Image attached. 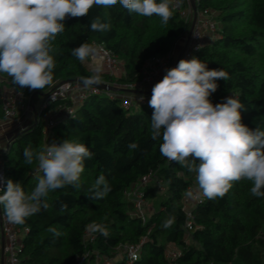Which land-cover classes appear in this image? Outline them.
I'll return each instance as SVG.
<instances>
[{
	"label": "trees",
	"instance_id": "obj_1",
	"mask_svg": "<svg viewBox=\"0 0 264 264\" xmlns=\"http://www.w3.org/2000/svg\"><path fill=\"white\" fill-rule=\"evenodd\" d=\"M181 2L183 7L188 6L187 0ZM196 6L198 12L212 11L218 29L195 56L207 63L209 70L223 69L229 76L228 81H216L217 91L209 99L215 105L233 94L244 106L240 110L241 122L253 130L264 129V0H197ZM172 10L173 16L166 25L158 16L132 14L119 4L107 10L94 6L84 17L66 18L65 31L52 42L53 84L43 90H21L11 77L0 74V119L4 117L5 88H14L23 95V102L37 105L36 101L44 100L57 83L92 76L85 62L71 55L72 49L85 42L103 45L123 64L118 76L102 73L100 81L111 85L138 82L147 61L172 52L190 31L192 20ZM97 16L112 25L111 31L90 30V22ZM175 61L173 56L172 62ZM124 95L144 96L147 101L125 107ZM151 95L102 89L76 104L70 99H59L43 108L42 101L34 122L12 134L10 144L0 149L6 183L8 179L20 181L26 192H31L38 182L36 165L23 162L26 146L38 148L69 138L84 143L94 153L93 159L84 162L79 191L67 186L50 192L47 210L28 218L25 225H18L22 230L19 264H76L85 252L90 253L89 263L97 257H108L114 260L113 264H127L119 246L141 241L140 257L132 264H264V197L251 195L250 181L233 182L222 198L204 197L201 202L192 203L193 229L188 232L184 199L186 191L196 186L195 173L160 154L162 139L153 140L150 132ZM53 107L61 115H54V124L47 129L49 115L44 118V113ZM68 107L74 108L73 114L66 115ZM133 142L138 148L128 147ZM148 173L153 179L143 187L147 201L144 219L124 191ZM101 174L111 191L97 201L88 195V189ZM62 204L68 206L63 212ZM170 216L175 221L165 229L162 225ZM92 222L107 224L109 236L93 233L94 240L86 242V226ZM49 227H55L61 235L54 236ZM169 245L179 252L173 260L167 256Z\"/></svg>",
	"mask_w": 264,
	"mask_h": 264
},
{
	"label": "clouds",
	"instance_id": "obj_2",
	"mask_svg": "<svg viewBox=\"0 0 264 264\" xmlns=\"http://www.w3.org/2000/svg\"><path fill=\"white\" fill-rule=\"evenodd\" d=\"M117 4L132 14L158 16L165 25L173 16L172 0H0V74L11 77L21 90L50 87L55 68L52 42L65 31L66 18L84 17L94 6L107 10ZM89 28L103 33L111 31L112 25L97 16ZM95 51L85 42L72 49L71 55L83 63ZM101 71L100 66L93 68V75L84 78L83 84H98ZM220 79L228 81V73L223 69L209 70L207 63L196 56L181 59L175 67L166 69L148 101L153 109L151 138L162 139L159 151L163 157L195 173L196 186L186 191V199L222 198L233 182L241 180L252 183V196L264 197V129L253 130L241 122L240 110L244 106L233 94L224 102H211L209 97L217 91L216 81ZM128 147L136 149L138 145L133 142ZM23 157L25 165H36L38 182L31 192L25 191L22 182L12 179L7 180L6 190L0 189V208L13 225H25L28 218L47 210L50 192L67 186L79 191L84 162L93 159L94 153L84 143L67 138L38 148L26 146ZM110 191L109 182L101 174L88 195L98 201ZM67 207L62 204L60 211ZM174 221L170 216L162 227L167 229ZM86 228L105 238L110 234L105 223L92 222ZM48 231L61 235L55 227Z\"/></svg>",
	"mask_w": 264,
	"mask_h": 264
},
{
	"label": "built area",
	"instance_id": "obj_3",
	"mask_svg": "<svg viewBox=\"0 0 264 264\" xmlns=\"http://www.w3.org/2000/svg\"><path fill=\"white\" fill-rule=\"evenodd\" d=\"M188 1V6L183 7L181 0H172L173 8L179 11L182 18L186 20H193V8L191 5V0ZM197 0H195L196 2ZM214 14L210 9H204L203 11L198 12L197 20L194 25V28L191 32L190 38L186 40L187 44L182 55V59H190L196 55L198 51L197 46H201L205 41L206 33L211 35V37L217 33V23L213 18ZM187 36V35H186ZM92 46L96 49L95 52L91 55L89 62L91 66H102L105 67L107 73L112 76H118L122 71L123 64L122 62L107 48L101 44L93 43ZM100 60V65L96 62ZM172 57L171 52H168L163 55H157L151 58L144 64L142 77L136 83H130L126 85H117L114 86L126 89H142V86L146 85L151 87L157 82L162 80L165 75V70L171 66ZM174 67V63H173ZM102 89L96 86H85L80 81H64L57 83L53 86L46 94L44 100H42V107L47 108L50 102L59 100V99H70L75 104L83 101L87 95L90 93H99ZM141 97L143 99L141 100ZM24 97L23 95L16 91L14 88H5L2 91V108L4 112L3 119L11 121L17 118L19 111L25 109V104H23ZM136 101L145 103L147 99L144 96H132L124 95L123 96V105L125 107H130L135 104ZM31 107L35 111L39 110V106L34 103H27L26 108ZM25 111V110H24ZM39 112V111H38ZM66 115L74 113L73 107H68L65 110ZM24 113V112H23ZM56 117L52 114L47 117L46 128L54 124ZM153 179L152 173H148L142 176L138 182L134 183L130 188L125 189V196L133 202L135 211L137 214L145 219V210L147 208V201L144 196L143 187L149 184ZM157 183V180L155 179ZM6 183L5 175V165L3 159L0 157V189L4 190ZM192 189V188H190ZM2 191H0V194ZM204 199L201 197L200 200H191L184 199V207L187 211L188 220L186 221V228L188 232L193 229V216L191 212V204L199 203ZM0 228L4 237V246L3 254L0 255V264H19V252L21 249V237L22 230L18 225H13L7 222L6 218L3 215L2 208H0ZM264 236V235H263ZM95 236L93 233L86 231L85 241L92 242ZM141 244L140 243H126L119 246V253L125 258L127 264H132L134 261L139 259L141 254ZM170 246H173L172 248ZM90 253L85 252L82 256H79L76 260V264H113L114 260L108 257H97L94 263H89L88 257ZM167 256L170 259H175L179 256V252L175 249L174 245H169L167 249Z\"/></svg>",
	"mask_w": 264,
	"mask_h": 264
},
{
	"label": "rangeland",
	"instance_id": "obj_4",
	"mask_svg": "<svg viewBox=\"0 0 264 264\" xmlns=\"http://www.w3.org/2000/svg\"><path fill=\"white\" fill-rule=\"evenodd\" d=\"M189 34V33H188ZM189 35L187 36H183L181 38V42H184L183 40H187ZM211 38V35H209L208 33H206L205 36V41L207 42L208 39ZM180 41V40H179ZM179 41L176 43L175 47L173 48L172 52H171V57L173 59V56L177 59V57L180 55L179 53L182 52L183 48L181 47V43L179 44ZM184 53V52H183ZM183 55V54H182ZM99 65H100V60L96 61ZM85 65L87 66V68L92 71L93 68H95V66H91L89 60L85 61ZM173 67V63H171V66L169 68ZM102 71L100 72V76L102 73L104 74H109L107 73V70L105 67H102ZM143 90L149 88L148 86L144 85L142 86ZM42 102V98L38 99L36 101L37 106L40 105V103ZM23 104H25V111L24 110H20L19 114L17 116L16 119L11 120V121H7L3 118L0 119V149H4L7 144H8V140L10 139V137L12 136V134H15V130H17L19 128V130L23 127V126H28L29 124H31L32 122H34V118L37 117L38 111H35L33 108L31 107H27V102L24 101ZM39 108V107H37ZM56 109L53 107L51 109H49L48 111H46L44 113V118H46L48 115H51L52 112H54ZM24 112V113H23ZM16 125L15 127H13V125ZM171 248L173 246H170Z\"/></svg>",
	"mask_w": 264,
	"mask_h": 264
},
{
	"label": "water",
	"instance_id": "obj_5",
	"mask_svg": "<svg viewBox=\"0 0 264 264\" xmlns=\"http://www.w3.org/2000/svg\"><path fill=\"white\" fill-rule=\"evenodd\" d=\"M191 5H192V8H193V20H192L191 28H190V31H189V34H188L189 35L188 39L190 38L191 32H192V30L194 28V25H195L196 20H197V15H198V10H197V6H196L195 0H191ZM187 42H186V44H187ZM186 44H185V46H186ZM185 46H184V49H185ZM184 49L180 53V55L177 57V59H176V61L174 63V67L182 59V54L184 52ZM79 81L81 83H83V80H79ZM93 86H96V87H98L100 89H103V90H113V91L123 90V91L131 92V93H146V94L152 93V89L151 90L126 89V88H120V87H117V86H114V85H111L109 83L102 82V81H100L98 84H94ZM9 144H10V142H8L7 146ZM3 246H4V240H3Z\"/></svg>",
	"mask_w": 264,
	"mask_h": 264
},
{
	"label": "crops",
	"instance_id": "obj_6",
	"mask_svg": "<svg viewBox=\"0 0 264 264\" xmlns=\"http://www.w3.org/2000/svg\"><path fill=\"white\" fill-rule=\"evenodd\" d=\"M209 40V39H208ZM184 42H181V40L179 41V44L181 43V47L184 49V46H185V44H186V41L185 40H183ZM182 49V50H183ZM181 53V52H180ZM179 53V54H180ZM150 88H147V89H145V90H149ZM138 90H143V88L142 89H138ZM126 93H131V92H127V91H125ZM132 94H138V93H132ZM52 115L54 116H59V115H61V112L60 111H58V110H56V111H54V112H52ZM16 125L14 124L13 125V127H15ZM23 127H25V126H23ZM22 127V128H23ZM19 130V128L17 129V130H15V132L14 133H16L17 131ZM3 240H4V237H3V234H2V231H1V228H0V255L2 256V254H3Z\"/></svg>",
	"mask_w": 264,
	"mask_h": 264
}]
</instances>
